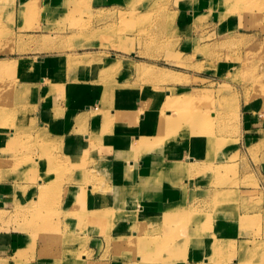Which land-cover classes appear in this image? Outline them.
Instances as JSON below:
<instances>
[{"label": "crops", "instance_id": "0c3cea01", "mask_svg": "<svg viewBox=\"0 0 264 264\" xmlns=\"http://www.w3.org/2000/svg\"><path fill=\"white\" fill-rule=\"evenodd\" d=\"M195 13V7L189 8L174 23V37L185 38L188 47H195L200 38V30L193 27L197 21L193 17ZM222 20L218 26L220 34L233 26L238 31L246 29L236 19L231 23ZM207 30L201 37L210 35ZM49 54L39 56L37 61H12V68L16 72L14 76L26 77L25 82L16 84L24 92L21 101L27 107L25 118L31 123L28 132L44 134L51 145H56L57 154L34 159L33 180L30 174L25 177L18 173L3 182L0 207L9 206L20 197L37 199L43 187L47 190L51 182L64 181L59 189L48 192L59 198V210L65 215L61 220L75 237L84 239L86 253L71 255L60 251V254L40 255L26 235L0 231L2 261L6 264H139L130 261V255L114 257L104 250L113 240L125 241L133 236L138 224L153 221L151 230L157 231L164 212L170 210L171 215L179 212L175 218L185 223V232L176 239L182 248L180 253L166 259L168 262L155 259L154 264H205L206 261L264 264L263 98L240 100L238 132L229 141H211L205 133L183 131L160 139L162 105L172 89L167 87L174 84L167 83L162 92L153 83L137 82L132 70L141 61L132 57L134 53L105 50L90 39L75 50ZM222 67L227 69L226 64ZM222 71L220 68L219 72ZM199 76L208 78L205 73ZM13 133L10 129L9 135ZM233 156H237L239 176L249 174L257 185L233 189L232 198L220 196V204L201 207V212L195 215L197 200L210 201L215 190H227V186L214 187L212 167L229 164ZM57 162L63 165H56ZM89 171H96L97 176L93 178ZM26 178L27 190L21 195L19 190L8 191L10 184L14 186ZM249 192L256 193L258 198L252 207L239 198H246L244 194ZM223 252L228 256L215 257ZM64 254L69 255L62 257Z\"/></svg>", "mask_w": 264, "mask_h": 264}, {"label": "rangeland", "instance_id": "374dc122", "mask_svg": "<svg viewBox=\"0 0 264 264\" xmlns=\"http://www.w3.org/2000/svg\"><path fill=\"white\" fill-rule=\"evenodd\" d=\"M193 7L196 8L193 17L197 20L193 27L200 30V38L195 47H188L185 38L174 37V23L177 16L182 17L181 14ZM222 19L228 23L236 19L246 29L238 31L233 26L220 34L218 26ZM207 22H211L210 27ZM204 30L210 31V35L201 37ZM90 39L105 50L134 53L132 57L141 61L132 70L137 82L153 83L162 92L167 83L174 84L167 87L172 89L162 105L174 132L205 133L211 141H229L238 132L240 100L264 99V0H0V132H3L0 134V185L18 173L25 177L30 174L33 180L34 159L57 154L56 145H51L44 134L28 132L31 123L25 118L27 107L21 101L24 92L16 84L25 82L26 77L14 76L12 63L37 61L39 56L50 55L49 52L59 55L65 50L83 47ZM203 41L206 43L202 44ZM205 63L208 64L204 68ZM203 73L208 78L199 76ZM10 129L14 131L11 136ZM236 159L233 156L229 164L212 167L214 187L227 186V190H215L210 201L197 200L195 215L201 212V207L220 204V196L232 198L233 189L257 185L249 174L239 176ZM89 174L93 178L97 176L96 171ZM26 181L27 178L14 186L10 184L8 191L19 190L21 195L27 190ZM63 182L57 179L47 190L43 187L37 199L20 197L13 199L9 206H1L0 231L26 235L33 250L37 248L40 255L60 254V251L71 255L86 253L84 239L75 237L61 220L65 215L59 210V198L48 192L59 189ZM247 194H244L246 198H239L252 207L258 198L254 192ZM178 213L168 214V219L163 220L165 228L160 226L157 231L151 230L153 221L138 224L135 230L143 237L141 243H129L133 236L125 241L116 239L108 243L104 252L122 258L130 255L129 260L139 264H154L155 259L166 263L182 248L176 239L185 232V223L175 218ZM145 240L152 244H145ZM217 256L221 259L228 253H216ZM212 263L220 264L219 261ZM0 264L6 262L0 259Z\"/></svg>", "mask_w": 264, "mask_h": 264}, {"label": "bare ground", "instance_id": "6f19581e", "mask_svg": "<svg viewBox=\"0 0 264 264\" xmlns=\"http://www.w3.org/2000/svg\"><path fill=\"white\" fill-rule=\"evenodd\" d=\"M147 106V105H146ZM167 113V110L165 109L164 106H162V109H161V115H160V121H159V134H158V137L159 136H165V135H168V134H174L175 132V128L173 127V124L168 123V121L166 120L167 115H165V113ZM159 142V141H158ZM192 162V161H191ZM194 163V162H192ZM195 165V164H194ZM201 166V165H200ZM45 190V189H44ZM43 191V190H42ZM119 191V190H118ZM123 192V191H122ZM124 196V195H123ZM170 210L168 211H165L164 215H163V219L164 221H166L168 219L169 216H167L169 213ZM172 211V210H171ZM106 213V212H105ZM96 215V214H95ZM97 216V215H96ZM101 216V215H100ZM170 221V220H169ZM162 227H164V223H162L161 225ZM165 228V227H164ZM140 233L137 231L134 235H133V238L129 240V243H137V242H140L143 240V237L141 235H139ZM139 235V236H138ZM142 237V238H141ZM148 240V239H147ZM145 240V244H152V242L150 241H147ZM138 260H140V258H138Z\"/></svg>", "mask_w": 264, "mask_h": 264}]
</instances>
